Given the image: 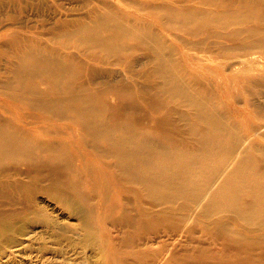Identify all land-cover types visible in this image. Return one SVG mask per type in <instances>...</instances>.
<instances>
[{
	"label": "rangeland",
	"instance_id": "374dc122",
	"mask_svg": "<svg viewBox=\"0 0 264 264\" xmlns=\"http://www.w3.org/2000/svg\"><path fill=\"white\" fill-rule=\"evenodd\" d=\"M132 1L143 0H0V138L9 133L19 143L10 156L0 154V264H264V224L231 208L209 207L242 156L264 171V58L251 63L258 56L236 48L241 36L186 34L156 21H130L126 13L156 7L149 3L140 10ZM111 16L155 40L191 88L209 97L222 129L230 132L226 145L237 143L238 153L217 184L194 201L184 195L172 200L165 192L152 196L141 181L125 180L116 158L91 133L68 118L43 115L41 101L24 94L14 78L20 50L31 61L37 53H63L81 70L63 86L99 93L107 115L128 117L118 103L121 94L141 102V125L149 126L157 110L164 118L160 127L173 123L178 137L189 135L188 120L178 113L193 108L160 90L151 43L129 38L122 53L93 59L83 49L62 46L68 30ZM234 29L246 34L242 24ZM34 84L50 85L44 77ZM52 150L60 160L46 161Z\"/></svg>",
	"mask_w": 264,
	"mask_h": 264
},
{
	"label": "bare ground",
	"instance_id": "6f19581e",
	"mask_svg": "<svg viewBox=\"0 0 264 264\" xmlns=\"http://www.w3.org/2000/svg\"><path fill=\"white\" fill-rule=\"evenodd\" d=\"M132 2L139 4L136 8L140 10H143L142 5L149 3L156 7L139 11L138 15L126 13L130 21L145 22L150 26L156 21L166 30L176 28L186 34L213 31L216 36L224 32L231 36H241L243 42L236 48H242L245 55L258 56L254 60L250 59L251 63L262 62L259 56L264 58V1ZM252 21L257 23L253 29ZM236 24L244 25L246 34L242 35L239 30H235ZM62 35V46L83 49L85 53L92 55L91 59L98 53H122L129 38H135L140 43H151L160 73V90L162 93L168 92L170 100L185 101L193 108L191 112L178 113L181 118L188 120L189 135L182 134L178 137L175 134L176 125L170 122V129L167 126L160 127L164 118H160L157 110L154 111V120L148 123L149 126L141 125L138 121L144 113L141 102L121 94L117 95L118 103L121 102L127 108L125 114H129L128 117L123 120L121 115L124 113L107 115L99 93L77 92L63 86L77 79L81 73L79 65L72 63V56L64 57L63 53L59 55L58 52L51 56L37 53L36 59L31 61L20 50L22 56L14 78L24 94L41 101L42 106L37 108L43 115L68 118L91 133L95 143L104 146L105 152L116 158V166L125 180L141 181L150 190L146 192L152 196L165 192L175 200L184 195L190 202L200 198L209 187L217 184V176L233 162L238 153L237 143L231 140L226 145L224 141L230 139V132L222 129L224 125L218 121L209 97L201 90L191 88L183 74L177 73V64L163 56L160 46H153L155 40L142 31L128 29L122 20L112 16L99 18L94 26L82 25ZM250 39L256 40L254 45L248 42ZM241 71L245 72V69L242 68ZM43 77L50 85L37 87L34 81ZM194 77L189 78L194 80ZM61 93L65 95H60ZM47 94L50 95V100H45ZM167 112L163 113L169 115ZM18 146L19 143L9 133L0 138V154L10 156ZM52 151L46 161L60 160L56 150ZM65 162L71 163V159ZM212 194L209 207L231 208L248 221L256 220L264 224V171L248 161L247 154L237 160Z\"/></svg>",
	"mask_w": 264,
	"mask_h": 264
}]
</instances>
